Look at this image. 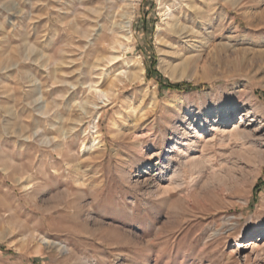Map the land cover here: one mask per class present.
Masks as SVG:
<instances>
[{
	"label": "rangeland",
	"instance_id": "rangeland-1",
	"mask_svg": "<svg viewBox=\"0 0 264 264\" xmlns=\"http://www.w3.org/2000/svg\"><path fill=\"white\" fill-rule=\"evenodd\" d=\"M258 230L264 0H0V264H264Z\"/></svg>",
	"mask_w": 264,
	"mask_h": 264
},
{
	"label": "bare ground",
	"instance_id": "bare-ground-1",
	"mask_svg": "<svg viewBox=\"0 0 264 264\" xmlns=\"http://www.w3.org/2000/svg\"><path fill=\"white\" fill-rule=\"evenodd\" d=\"M169 10H170V8H169V6H167L166 7V9H165V13H166V16L168 17H170L171 16V14H170V12H169ZM172 23V22H171ZM180 27V26H179ZM174 28L175 29H179L178 28V24L177 23H174ZM181 28V27H180ZM176 30V31H177ZM187 34V33H186ZM130 38V37H129ZM129 40V39H128ZM136 63V62H135ZM166 68V67H165ZM177 68H178V66H174V67H167L166 68V70H168V73H167V75H168V77L170 78V79H176V77H175V73H176V70H177ZM132 72L131 73H129V74H127V77L129 78V81H136L137 79H141L142 78V76H143V74H144V69L142 68V66H141V63L140 62H137V64H136V66H134V68L132 67ZM126 75V74H125ZM234 108V106L231 104L230 105V110H232ZM217 109H219L218 110V115H220V110H221V107H219V108H217ZM207 118H208V116L206 117V119H203V120H201L200 121V124H199V126L201 127V126H203V123H204V120H207ZM223 118V117H222ZM226 120V119H225ZM202 129H203V127H201ZM237 132V131H236ZM100 145V140L98 139V138H95V139H93V141H92V147H95V146H99ZM196 161H193V162H191V164L189 165V170H192V168L194 169L195 167H196ZM193 171V170H192ZM173 174H175V172L173 173ZM238 184V183H237ZM236 189V188H235ZM238 193V191L237 190H235L234 192H233V194H237ZM228 222V221H227ZM233 223V222H232ZM237 226V223L236 222H234L231 226H230V228L231 229H233L234 227H236ZM259 235L257 236V238H256V242L258 241V239L260 238V237H263L264 236V230H258V232H257ZM264 239H262V240H260V241H258V243H261L262 241H263ZM247 242H249L250 244H249V247L251 248V250L252 251H254L255 249H258V247H259V245H257L255 242H253V240H250L249 239V241H247ZM40 245H43L44 247H46V248H52V249H55V251H61L62 249H63V246H62V244L61 243H55V244H53V243H50L49 241H47V240H45V239H41V242H40ZM39 245V246H40ZM246 248V247H245ZM41 252V251H40ZM35 253L36 254H38V250H36L35 251Z\"/></svg>",
	"mask_w": 264,
	"mask_h": 264
},
{
	"label": "trees",
	"instance_id": "trees-1",
	"mask_svg": "<svg viewBox=\"0 0 264 264\" xmlns=\"http://www.w3.org/2000/svg\"><path fill=\"white\" fill-rule=\"evenodd\" d=\"M155 65L152 63L149 65L148 70L146 71V79H150L151 77V71L154 72V76L156 79V82L158 84V89L160 92L167 90V91H179V92H188L195 89V87H192L188 84L184 83H171L167 81L165 78H163L160 74L156 73L154 69ZM258 187L255 186L252 190V193L254 194L257 191ZM0 250H5L4 248L0 247ZM35 262V260H33Z\"/></svg>",
	"mask_w": 264,
	"mask_h": 264
}]
</instances>
